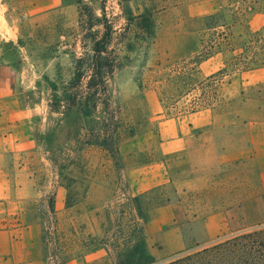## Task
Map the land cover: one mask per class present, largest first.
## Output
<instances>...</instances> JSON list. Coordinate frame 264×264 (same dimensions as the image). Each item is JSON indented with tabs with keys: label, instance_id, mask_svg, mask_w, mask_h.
Masks as SVG:
<instances>
[{
	"label": "rangeland",
	"instance_id": "rangeland-1",
	"mask_svg": "<svg viewBox=\"0 0 264 264\" xmlns=\"http://www.w3.org/2000/svg\"><path fill=\"white\" fill-rule=\"evenodd\" d=\"M207 1L58 0L57 6L36 13L34 0H0V67L12 81L10 95L3 98L8 105L17 103L28 113L31 134L27 154L12 163L7 160L5 165L10 170L20 164L23 176L33 185L34 197L26 212L36 218L42 258L39 211L45 208L50 195L55 208L61 211L66 185H76L86 190V198L74 223L76 244L67 252L63 264H114L115 254L103 243L102 232L105 234L109 228V233H115L117 227L115 223L107 225L100 212L113 208L111 219L117 218L119 209L113 206L124 198L111 173L103 141L108 147L118 141L120 172L130 196L148 197L160 190L152 196L161 205L153 209L145 226L146 249L155 264L264 225V193L259 189L253 163L217 164L214 158H203L202 146L164 154L163 140L176 129L163 123L181 114L205 110L211 116L219 114L218 126L222 127L214 129L217 137L226 142L233 134L224 123L234 120L238 107L226 97L227 83L247 71L228 72L208 87H201L198 82L217 71L205 78L193 71L186 43L189 31L197 28L192 20L215 13L229 2L240 5L241 0H218L220 8L214 12H210ZM255 1L258 3L246 15L239 32L246 26L249 31L264 27L261 20H251L256 14L264 15V0ZM51 3L45 0L43 5L49 7ZM126 11L133 16L147 11L155 33L147 44H135L129 52L121 36ZM102 12L116 31L109 51L121 65L107 76V93L98 95L92 115L83 118L75 109L65 110L63 94L71 89L78 59L83 83L87 80L92 39L101 29L97 24L90 28L88 14L100 18ZM244 92L246 96L264 98V86L246 91L240 85L238 99L244 98ZM180 93L184 95L177 96ZM145 165H157L162 171L165 167L169 181H144L140 191L135 192L125 170ZM80 171L88 173L87 180H79ZM163 177L162 172V180ZM189 180H199L197 188H186ZM153 184L156 185L141 191ZM96 213L98 218L94 217ZM99 221L103 223L102 230ZM44 264L49 263L44 260Z\"/></svg>",
	"mask_w": 264,
	"mask_h": 264
},
{
	"label": "trees",
	"instance_id": "trees-1",
	"mask_svg": "<svg viewBox=\"0 0 264 264\" xmlns=\"http://www.w3.org/2000/svg\"><path fill=\"white\" fill-rule=\"evenodd\" d=\"M257 3L255 0H241L240 5L229 2L215 13L192 20L197 28L189 31L186 43L187 57L193 60L192 70L196 72L202 61L215 54L223 57L222 68L199 81L201 87H208L217 77L228 75V72L235 74L264 67V27L249 31L244 24L246 31L238 30L243 27L246 15ZM124 16L126 25L121 36L126 39V51H132L135 44H147L149 39L154 38L153 21L147 11L138 16L126 11ZM96 24L101 29L92 39V55L86 65L87 80L83 83L81 60L78 59L75 76L69 85L71 89L63 94L65 110L75 109L83 118L92 115L98 95L107 93V76L121 65V61L109 51V45L116 33L113 25L103 12L100 18L88 14L90 28ZM182 95L184 94L180 93L177 96ZM117 144L118 141L115 140L112 147H108L103 141V149L109 154L111 173L114 180L120 184L119 190L124 201L113 206L119 209L117 218L114 216L111 219L115 214L113 208L106 207L101 210V219L103 220L104 215L107 225L115 223L117 227L115 233H109V228L105 234L102 232V241L107 249L115 254L114 264H155L146 249L145 226L153 209L161 205L159 199L152 196L160 190L148 194V197L128 194L120 172ZM79 174V180H87L86 171H80ZM65 188L66 196L61 211L55 208L52 195L47 196L45 208L39 211L43 258L49 264H63L67 252L76 244L74 223L86 198L85 189L80 190L76 185H66ZM97 215L94 214V217L98 218ZM99 224L102 230L103 223L99 221ZM88 238H91L90 235ZM162 264H264V225L238 232Z\"/></svg>",
	"mask_w": 264,
	"mask_h": 264
},
{
	"label": "crops",
	"instance_id": "crops-1",
	"mask_svg": "<svg viewBox=\"0 0 264 264\" xmlns=\"http://www.w3.org/2000/svg\"><path fill=\"white\" fill-rule=\"evenodd\" d=\"M34 1L36 13L58 4V0H51V5L47 7L43 5L45 0ZM205 4L210 6V12L220 8L218 0H209ZM251 20H261L260 25H264V15L256 14ZM221 67L222 58L215 54L198 65L197 73L205 78ZM11 84L7 71L0 67V264H44L38 247L39 227L36 218L26 212V206L34 197L33 185L28 177L23 176L20 164L13 165L11 171L9 165H5L7 160L12 163L20 155L27 154L31 139L27 127L28 113L17 103L8 105L3 98L10 95ZM240 85L246 91L264 86V67L247 71L227 83L226 97L231 105L238 107L234 112V120L224 123L233 130L229 140L225 142L219 139L214 132L216 127H222L221 124L218 126L221 115L211 116L205 110L181 114L171 121H165L163 124L173 126L176 132L164 138L162 146L165 155L183 153L192 147L202 146L203 158H214L217 164L251 162L256 167L259 189L264 193V98L246 96L244 92V98L238 99ZM165 170V167L162 171L157 165H145L127 168L125 175L131 180V189L139 192V186L144 181L156 183L159 178L156 184L167 183L169 180ZM162 172L165 176L163 180ZM198 181L189 180L186 188H197Z\"/></svg>",
	"mask_w": 264,
	"mask_h": 264
}]
</instances>
